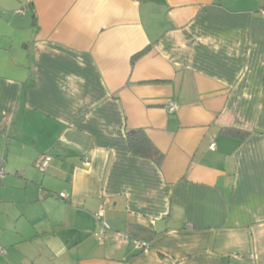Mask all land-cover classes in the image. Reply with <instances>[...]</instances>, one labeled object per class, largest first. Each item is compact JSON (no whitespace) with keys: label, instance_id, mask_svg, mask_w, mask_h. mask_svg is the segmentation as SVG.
Segmentation results:
<instances>
[{"label":"crops","instance_id":"0c3cea01","mask_svg":"<svg viewBox=\"0 0 264 264\" xmlns=\"http://www.w3.org/2000/svg\"><path fill=\"white\" fill-rule=\"evenodd\" d=\"M263 10L0 0V264H264Z\"/></svg>","mask_w":264,"mask_h":264},{"label":"trees","instance_id":"16d2710c","mask_svg":"<svg viewBox=\"0 0 264 264\" xmlns=\"http://www.w3.org/2000/svg\"><path fill=\"white\" fill-rule=\"evenodd\" d=\"M140 54L136 55L133 61H135L140 56ZM128 142L136 156L153 160L159 166L162 164L164 155L151 142V140L143 130L129 131Z\"/></svg>","mask_w":264,"mask_h":264},{"label":"built area","instance_id":"2783aa9c","mask_svg":"<svg viewBox=\"0 0 264 264\" xmlns=\"http://www.w3.org/2000/svg\"><path fill=\"white\" fill-rule=\"evenodd\" d=\"M263 15H264V10L262 11ZM170 109L173 110H177V105L172 104L170 106ZM215 145L211 146V149H214ZM52 160L51 157H44L42 159H40L39 161H37L36 166L37 168H39L42 172L45 171L48 163H50V161ZM86 165H89L88 161L86 162ZM6 176V172L4 170V166L2 163H0V183L2 182V180L5 178ZM62 197H65V194L61 195ZM106 217V203H103V205L101 206L100 210L98 211V213L96 214V218L98 219V221L100 223H102L104 226H108L107 223L104 222ZM139 246L141 249H143L144 251H147V246L144 243H139Z\"/></svg>","mask_w":264,"mask_h":264}]
</instances>
